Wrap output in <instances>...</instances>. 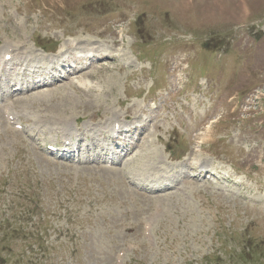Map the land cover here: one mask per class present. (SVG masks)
Instances as JSON below:
<instances>
[{
	"label": "rangeland",
	"instance_id": "1",
	"mask_svg": "<svg viewBox=\"0 0 264 264\" xmlns=\"http://www.w3.org/2000/svg\"><path fill=\"white\" fill-rule=\"evenodd\" d=\"M9 43L22 54L67 50L76 67L90 61L74 48L114 54L102 60V49L86 72L67 67L65 79L8 92L0 106V264H264V0H0V50ZM194 97L198 112L186 106ZM5 106L32 135L5 121ZM139 114L150 120L138 141L146 166L139 148L125 162L150 181V146L169 166L187 159L179 191L135 188L119 165L126 143L113 166L40 147L60 135L57 122L103 132L111 116ZM196 160L222 180L198 175Z\"/></svg>",
	"mask_w": 264,
	"mask_h": 264
},
{
	"label": "bare ground",
	"instance_id": "2",
	"mask_svg": "<svg viewBox=\"0 0 264 264\" xmlns=\"http://www.w3.org/2000/svg\"><path fill=\"white\" fill-rule=\"evenodd\" d=\"M12 46L13 47H9L8 46V48H6V50L10 53V51H11V49H15L16 51H17V48L18 47H16V46H20V45H18V44H15V45H13L12 44ZM107 48H111L110 46L109 47H107ZM95 50H97V49H95V48H88L87 49V54H91L92 52H94ZM125 52H126V50H125ZM7 53V52H6ZM106 56L108 57V58H106V59H109V57H111V55L113 54V53H111V52H108V51H106ZM128 53V52H127ZM120 54V53H119ZM28 55H32V52H28ZM28 57H30V56H28ZM28 57H27V60H28ZM12 61H14V59L12 60ZM31 64H30V62L29 63H26V66H30ZM35 66H30V67H28V69L29 70H33V68H34ZM39 68H41V67H43V65H40V66H38ZM35 68H37V67H35ZM55 68V67H54ZM83 70L81 69L80 71H79V73L80 72H82ZM111 78H113L112 76H111ZM34 80H38L39 79V77L38 76H34V78H33ZM19 87H16L15 88V90L16 89H18ZM107 88H109V87H107ZM35 96V95H34ZM41 96V94H38V95H36L35 97H32V98H28V99H25V100H22L21 99V102H27V101H31L30 103H33L34 101H36V100H38V99H40V98H42V97H40ZM43 96V95H42ZM74 119V121H70V122H68V121H63V122H57V124L58 125H61V124H63L62 126L65 128V130L67 131V132H70V130H71V128H72V123L73 122H75V123H77L78 122V120H79V118H77V117H75V118H73ZM116 123H118V122H115V124ZM115 124H114V126H113V128H112V130L115 128ZM69 138H71L70 137V135L68 136V139ZM148 142V141H147ZM151 142V141H150ZM146 143V142H145ZM152 143V142H151ZM149 150H150V154H149ZM142 151L144 152L143 154H140L139 155V157H138V161H141L140 160V158L142 159L143 157H146L145 156V154H146V151H144V149H143V146H142ZM147 156H151V159H149L148 160V164H149V166L153 163V162H155V161H158L162 156H161V153H155V152H152V148H151V146L147 149ZM153 158V159H152ZM142 162V161H141ZM143 163V162H142ZM151 166H153V165H151ZM135 176V175H134ZM136 179H138V178H136ZM260 203L262 202V201H259ZM263 203V202H262ZM150 225H151V223H150Z\"/></svg>",
	"mask_w": 264,
	"mask_h": 264
}]
</instances>
